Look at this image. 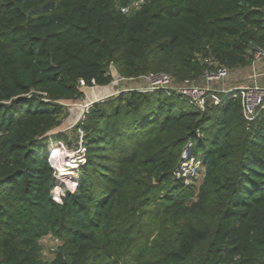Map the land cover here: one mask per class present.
I'll list each match as a JSON object with an SVG mask.
<instances>
[{
	"label": "trees",
	"instance_id": "1",
	"mask_svg": "<svg viewBox=\"0 0 264 264\" xmlns=\"http://www.w3.org/2000/svg\"><path fill=\"white\" fill-rule=\"evenodd\" d=\"M135 1L0 0V264H264V105L247 122L229 97L200 112L176 94L120 91L74 126L85 163L53 195L48 155L70 145L53 131L82 84L109 85L110 66L198 81L264 52V0L121 11Z\"/></svg>",
	"mask_w": 264,
	"mask_h": 264
},
{
	"label": "built area",
	"instance_id": "2",
	"mask_svg": "<svg viewBox=\"0 0 264 264\" xmlns=\"http://www.w3.org/2000/svg\"><path fill=\"white\" fill-rule=\"evenodd\" d=\"M144 0H138L130 4L129 7L121 9L123 13L130 12L131 8H138ZM264 58V52L256 50L253 54V59L251 62L252 68L254 65L261 59ZM207 62V60H205ZM228 70L223 67H217L213 70L205 69L200 80H183L176 82L169 74L166 73H148L145 76L138 79H124L118 77L119 80H145V87H134L127 88L120 91L135 90L139 92H152V91H163L166 95L170 96L171 94H176L182 96L187 100V102L196 110L203 112L205 110L206 103L211 104H220L225 98H232L240 101L241 111L243 118L247 122H251L258 111L264 105V85H259L256 82L250 86H239L232 87L228 89L220 88L218 90L210 88V83L213 81L222 83L223 80L227 77ZM256 76L253 75V78ZM117 81V80H116ZM255 81V79H254ZM98 86L86 87L83 84L80 86L82 88H96ZM82 91V90H81ZM120 91L115 93L108 94L97 99H84L82 103L79 104L81 110L80 117L77 120V123L83 119L85 114L89 111V108L97 102L102 101L104 98L113 96ZM62 105L63 102H62ZM76 123V124H77ZM83 131L77 129L75 132V137L69 138L70 145L64 147L59 151H50L48 155V164L54 172V178L56 180V185L53 190V195L55 199H59L63 192L59 195L56 193L59 189V184L61 181L66 178L71 181L70 188L65 190H73L76 186L75 180L78 177V169L81 165L85 163V148L82 143ZM193 164L192 160H184L181 164V170L185 173L187 171L188 163ZM64 190V191H65ZM59 191V190H58ZM49 250H52L49 248Z\"/></svg>",
	"mask_w": 264,
	"mask_h": 264
},
{
	"label": "rangeland",
	"instance_id": "3",
	"mask_svg": "<svg viewBox=\"0 0 264 264\" xmlns=\"http://www.w3.org/2000/svg\"><path fill=\"white\" fill-rule=\"evenodd\" d=\"M253 66V65H252ZM252 66H248V67H244V68H237L231 71H228V75L227 77L223 80L222 83L213 81V83H210V88L218 90L220 88H224V89H228V88H232L234 86H250L251 84H253L254 82H250L249 84L245 83L242 84V82L244 83V81L246 80H258V78H260L261 81L264 82V58L259 60L254 67L252 68ZM110 74L112 76V81L109 85L103 87L102 89H100V91H104L106 92V94H112L115 93L116 90L120 89H124V88H128V87H145L146 86V81L145 80H119L117 79L119 76L116 72V70L114 69L113 66H110L109 68ZM253 75H255L256 77L253 78ZM117 80V81H116ZM139 82H141V84H139ZM257 84L262 85L263 83H259L257 81H255ZM135 84L140 85V86H135ZM263 86V85H262ZM100 87H96V88H82V92L83 95L86 96V94H88L89 92H93L94 91H98L97 89ZM116 95V94H115ZM84 97V96H83ZM105 99V98H104ZM82 101H84V98H81L77 101L74 102H63V106L65 108L66 114L65 117L62 121V123L60 124V126H58L56 129H54L53 132H65L68 133V137L69 138H73L75 137V132H72L74 126L77 123L78 118L80 117V113L81 110L78 107L80 103H82ZM187 166V171L190 172L192 171L194 168L198 167L197 164H191L190 162L188 163ZM197 170V169H196ZM201 172H197V175L195 177V184H198V182L201 180ZM71 186V181L69 179L64 178L61 181V184H59V191H55L56 193H59V195L64 192V190L66 188H70ZM41 244H42V252L44 257L49 258L50 255L48 254L49 252V248L53 249V247H55L57 245V242L47 236L44 237L41 240Z\"/></svg>",
	"mask_w": 264,
	"mask_h": 264
},
{
	"label": "crops",
	"instance_id": "4",
	"mask_svg": "<svg viewBox=\"0 0 264 264\" xmlns=\"http://www.w3.org/2000/svg\"><path fill=\"white\" fill-rule=\"evenodd\" d=\"M139 81V80H138ZM255 81H257V82H261V83H263L262 85H264V82L263 81H261L260 80V78H258V80H255ZM254 80H252V81H250L249 79L248 80H246V81H244V83L242 82V84H249L250 82L252 83V82H255ZM139 84H141V82H139ZM135 86H140V85H137V84H135ZM241 86V85H240ZM234 87H238V86H234ZM103 87H100V88H98L97 90L98 91H94L93 90V92H89L88 94H86V96L84 95V99H97V98H99V97H102V96H105V95H108V94H106V92H104V91H100V89H102ZM128 88H132V87H128ZM124 89H127V88H124ZM120 90H123V89H120ZM116 91H119V90H116ZM84 93V92H83Z\"/></svg>",
	"mask_w": 264,
	"mask_h": 264
}]
</instances>
